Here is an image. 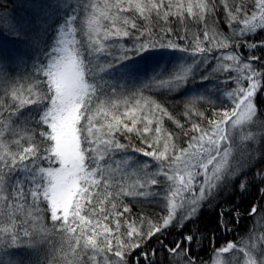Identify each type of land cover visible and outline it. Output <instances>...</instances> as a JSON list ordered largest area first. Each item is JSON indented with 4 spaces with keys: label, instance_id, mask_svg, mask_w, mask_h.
<instances>
[{
    "label": "snow or ice",
    "instance_id": "6c2138e0",
    "mask_svg": "<svg viewBox=\"0 0 264 264\" xmlns=\"http://www.w3.org/2000/svg\"><path fill=\"white\" fill-rule=\"evenodd\" d=\"M30 2V21L0 17V34L31 48L30 57L0 54V264H32L18 249L35 264H206L196 251L204 241L216 255L237 249L233 242L216 247V232L233 231L261 206L219 197L225 189L253 188L264 201L258 163L264 152L237 145L239 155L233 153L234 130L255 129L257 120L259 137L249 131L240 139L264 144V57L255 54L264 50V40L255 42L264 32V0ZM189 20L203 26L202 35L188 30ZM75 25L87 26V43L75 39ZM154 49L178 52L187 62L157 70L131 89L105 75ZM205 82L203 95L182 96L189 98L179 114L155 98ZM221 84L235 86L223 93L231 102L218 108L213 99ZM201 101L211 116L200 110ZM164 117L179 132L167 131ZM181 133L186 147L175 143ZM121 162L139 176L128 190L118 179ZM141 201L155 203L163 215L135 213L132 203ZM206 202H214L213 229L199 223ZM49 216L62 243L43 252L47 239L37 225ZM249 241L239 247L237 264H264V236Z\"/></svg>",
    "mask_w": 264,
    "mask_h": 264
},
{
    "label": "trees",
    "instance_id": "16d2710c",
    "mask_svg": "<svg viewBox=\"0 0 264 264\" xmlns=\"http://www.w3.org/2000/svg\"><path fill=\"white\" fill-rule=\"evenodd\" d=\"M69 2H73L74 0H69ZM93 2L103 5L104 0H93ZM232 2V0H229ZM246 0H236V3H243ZM11 16L14 17L17 21H30L33 17V7L31 5L30 0H0V17L3 16ZM218 19H223V17H219ZM101 32L103 31V26L107 25V21H101ZM141 25H146L145 21H138ZM174 26L180 31L184 30V26L177 23L175 20L172 21ZM188 30L190 32H197L202 35L203 26L197 25L195 21L189 20L187 22ZM77 27V32L75 33V39L83 40L87 43L88 37L87 32L89 29L87 26H84L83 31L80 30V25H75ZM224 31V28L221 29ZM226 34H231V29L226 30ZM260 40H264V32L259 33L255 37V42H259ZM0 54L3 55L4 59L12 60L15 56L19 54H28L31 56V48L29 46L28 41L16 39L7 34H0ZM256 55H260L264 57V50H256ZM243 55V54H242ZM182 61L187 62L185 57H183L180 53L174 52L172 50L167 49H154L149 50L140 55L132 56L129 60L123 61L121 63L115 64L113 68H111L105 75L114 82L127 83V87L131 89L134 86V83L139 82L141 78H144L157 70H170L173 65L179 64ZM215 66V65H214ZM235 75V73H233ZM208 82H205V85L201 84H188L185 88L173 93L168 94L166 96L157 95L155 98L158 102L165 104L168 107L169 111H172L174 114H179L178 109L182 111V101L187 100L189 97H182L189 95L193 91H200L199 94L203 95V88L207 85ZM19 86V85H18ZM235 85H226L221 84V92L216 95L213 99V103L216 107H221V101H225L226 103H230L229 98L224 95L225 89L231 90V87ZM211 90V88H209ZM117 99V98H113ZM261 101H264V93H261L260 98ZM200 107L201 111H205L208 116L212 115V108L209 107L208 103L201 101ZM121 112L124 111L123 104L120 105ZM181 123L185 124V131L190 129V124H188L184 119H181ZM206 124V121H204ZM261 121L257 120L256 128H250L246 125L243 134H247L249 131H253L254 134L259 137L260 132L258 131L260 127ZM163 127L170 132H179L176 128V125L173 121L168 120L167 117L163 118ZM156 134L153 132V140H155ZM185 138L182 133L180 134V139L175 140V143L180 147H186L187 145L184 143ZM134 146H140L139 141L133 140ZM237 145H245L251 147V149L259 148L261 152H264V144L260 143L259 139L253 141H243L236 139L235 144H233V153L234 155H239L236 150ZM252 156L255 157L259 153L252 151ZM141 160H148L147 157L140 156ZM155 163V162H153ZM260 165H264V159L258 161ZM115 167V165H113ZM120 168L122 171L118 173V179L120 183L128 190L129 188H133L134 185L138 183L139 176L136 170L132 167L121 162ZM229 197L230 199H235L240 201V205L244 208H247L252 203H258L261 206V213L251 218L242 219L237 225L234 226V230L230 232H224L220 230L216 232V247L226 246L227 243L233 242L238 245V248L235 250H230L228 253H222V259L224 264H237V261L242 257V253L239 252V247H242L244 243L250 242L249 237L253 234L256 238L264 236V201H261L259 198V193L256 192L255 189L249 188L245 194H240L238 191H232L230 188L225 189V191L221 194L219 199L223 200L224 198ZM131 202V198H126L125 203ZM214 202H206L204 203L201 214L199 217V223L201 228L213 229L215 228V220H216V211L213 206ZM132 207L135 213L139 214L141 208L145 209L148 212H154L158 215H163L161 209L155 204H149L141 201L140 203H132ZM136 217L133 216V219ZM191 227V225H190ZM38 229H41V235L46 237L47 242L42 245V251L48 252L50 249H59L62 243V237L59 233L55 232L52 228V223L50 220V216L47 220H45L42 224L37 225ZM176 236H170L169 240L177 239ZM259 247V244L257 245ZM22 256L25 257L26 260L31 259L32 264H35V257L29 256L24 253L23 249L16 250ZM200 254V259L206 262V259H210L215 253L212 250V246L208 244L207 241H204L203 245L196 249Z\"/></svg>",
    "mask_w": 264,
    "mask_h": 264
},
{
    "label": "rangeland",
    "instance_id": "374dc122",
    "mask_svg": "<svg viewBox=\"0 0 264 264\" xmlns=\"http://www.w3.org/2000/svg\"><path fill=\"white\" fill-rule=\"evenodd\" d=\"M68 39L71 40L73 39V37L69 36ZM245 127L246 125L244 127L238 126L237 129L234 130V132L238 134L236 137L237 141L241 140L240 137L245 135L243 134ZM213 261H215V264H224L222 259V253H220L219 255L214 254L210 259H206V264H213Z\"/></svg>",
    "mask_w": 264,
    "mask_h": 264
}]
</instances>
